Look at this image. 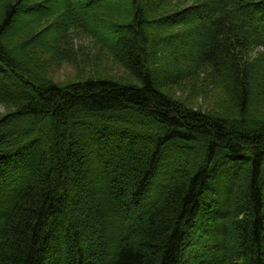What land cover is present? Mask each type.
I'll list each match as a JSON object with an SVG mask.
<instances>
[{"label":"trees","instance_id":"16d2710c","mask_svg":"<svg viewBox=\"0 0 264 264\" xmlns=\"http://www.w3.org/2000/svg\"><path fill=\"white\" fill-rule=\"evenodd\" d=\"M34 1L0 0V264H264V0H125L122 24L67 1L46 22L60 42L76 25L133 80L69 87L6 48ZM201 75L223 112L165 91Z\"/></svg>","mask_w":264,"mask_h":264},{"label":"rangeland","instance_id":"374dc122","mask_svg":"<svg viewBox=\"0 0 264 264\" xmlns=\"http://www.w3.org/2000/svg\"><path fill=\"white\" fill-rule=\"evenodd\" d=\"M67 1L68 3L70 1L73 7L82 10L84 5L83 0H36V2H30L27 6L24 5L17 25L13 28L7 40V50L10 52L13 51L11 52L13 56L22 63L16 51L23 46V49H27V54L30 56L27 61H37L38 65L43 69L44 78L46 77L45 79H49L60 87H69L73 84L83 83L91 77L112 78L122 83H133L129 74L113 59V56L107 51L105 46H102L94 37L88 35L83 29H80L76 25L73 26L72 30L67 34L68 37L66 40L60 42L66 34L60 33L61 36L56 37L58 31L54 29L53 22L57 18L52 19L50 23L46 22L47 18L52 17L51 14L57 12L59 13L58 19H61L62 16L66 18L68 10L66 11L65 2ZM101 2L105 3L106 9H102L100 12L103 15H111L109 20L111 23L122 24L124 21L123 14L118 16V13L125 12L126 1L98 0L93 3L95 4L94 7L101 4ZM39 4L40 10H32L33 8H38ZM44 7H46L47 12L42 10ZM96 11V9H92V11H90L91 13L88 14L89 20L93 24H95L93 21V14ZM127 17L128 16H126V18ZM196 22L197 21H195V23ZM95 29H97L100 35L108 42H111V37L115 35V32L112 30L107 31L99 29L98 27H95ZM181 40L187 44L185 51L187 49L190 50L189 48L193 46L191 45V41L185 37L181 38L179 41ZM28 42L34 43L28 45ZM44 44L45 46H43ZM168 45L171 46V44ZM167 50L168 54H165L164 60L161 61V63L167 72L173 73L172 70H174V68L171 60L173 49L171 50L170 47ZM58 51H61L62 56L57 54ZM185 51L183 52L185 53ZM262 53L263 51L261 49L256 48L252 58L256 59L259 54L262 55ZM210 81L211 79L207 80L204 75H201L200 80H198L197 77L189 83H182L166 88L165 91L169 95H172L175 101L184 103L189 107L198 109L202 112L221 113L225 107L226 97L220 89L209 86ZM193 82H195L194 85L196 86L194 89L191 88ZM6 84L14 89H19V84L14 81L13 78H8ZM260 108L258 114L264 117V100L261 102ZM11 112V109L0 105V120ZM15 126L19 128L21 124H15ZM203 231L201 239L199 238V243L197 244L199 250L193 249V254H200L211 240L209 235L210 232L208 233L205 227H203ZM194 243L196 244L195 240Z\"/></svg>","mask_w":264,"mask_h":264}]
</instances>
